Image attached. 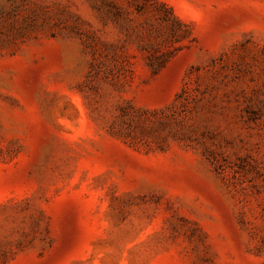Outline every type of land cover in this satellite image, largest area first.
<instances>
[{
	"label": "rangeland",
	"instance_id": "1",
	"mask_svg": "<svg viewBox=\"0 0 264 264\" xmlns=\"http://www.w3.org/2000/svg\"><path fill=\"white\" fill-rule=\"evenodd\" d=\"M0 264H264V0H0Z\"/></svg>",
	"mask_w": 264,
	"mask_h": 264
}]
</instances>
